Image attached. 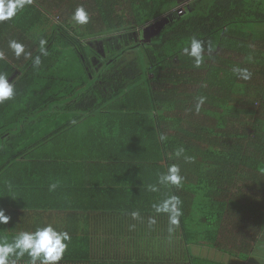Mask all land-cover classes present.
Here are the masks:
<instances>
[{
    "label": "trees",
    "instance_id": "1",
    "mask_svg": "<svg viewBox=\"0 0 264 264\" xmlns=\"http://www.w3.org/2000/svg\"><path fill=\"white\" fill-rule=\"evenodd\" d=\"M80 6L84 25L71 18ZM15 19L22 42L51 33L48 55L35 41L0 103V241L50 224L71 237L58 264H201L205 247L218 250L210 264L255 251L264 264V0H32ZM126 31L148 37L90 61L88 42ZM193 37L205 44L199 68L183 52ZM171 164L180 187L158 184ZM169 195L182 201L172 232L152 208Z\"/></svg>",
    "mask_w": 264,
    "mask_h": 264
},
{
    "label": "clouds",
    "instance_id": "2",
    "mask_svg": "<svg viewBox=\"0 0 264 264\" xmlns=\"http://www.w3.org/2000/svg\"><path fill=\"white\" fill-rule=\"evenodd\" d=\"M32 0H0V21L12 19L18 11L22 10L26 5L31 4ZM72 20L76 24L84 25L88 23L89 16L83 6L77 7L72 13ZM47 41L39 40V51L41 55H48L45 45ZM9 47L13 50L15 56L19 58L21 54L26 57L30 53L25 52L24 45L15 41H9ZM205 44L203 41L193 37L188 47L183 49V52L193 58L194 66L199 68L204 62ZM209 51L211 49L209 48ZM0 59H3L0 55ZM41 64V56L32 57V67L38 69ZM233 72L243 80L251 78V73L246 68L234 67ZM15 95V86L4 73H0V103L10 100ZM205 97L200 96L195 105V111L199 112L201 106L205 102ZM163 139V137H162ZM184 153L183 148H179L176 156H181ZM185 160L191 161L192 157L185 156ZM183 177L180 175V167L177 164H171L166 172H162L158 177V184L165 187L169 185L181 186ZM56 187L55 184L50 185V190ZM149 190L156 192L159 190L157 185H149ZM182 201L177 195H169L159 203H153L152 208L157 214H167L169 223V232L174 230L173 226L179 225V217L182 215ZM133 219H139L138 211L131 213ZM10 217L5 215L4 210L0 209V224H6ZM155 218L149 219V225L155 224ZM71 237L67 231H58L52 225L37 227L35 231H20L11 242L0 241V264H10L9 258L23 257L25 254L30 258V264H58L68 247L67 242Z\"/></svg>",
    "mask_w": 264,
    "mask_h": 264
},
{
    "label": "crops",
    "instance_id": "3",
    "mask_svg": "<svg viewBox=\"0 0 264 264\" xmlns=\"http://www.w3.org/2000/svg\"><path fill=\"white\" fill-rule=\"evenodd\" d=\"M21 13V12H19ZM18 13V14H19ZM12 19H10L11 21ZM16 19L13 21L12 24H8V20L5 21H0V55H2L3 59H0V73H4L8 76V79L11 83H15L16 81L20 80L23 76H24V72L28 69L27 68H23L21 65H18L21 63V60L23 59V54H21V56L19 58H17L13 52V50L9 47V41L11 40H15L21 44L24 45L25 48V52L29 53V51L31 50V48L33 47V44L35 41H37L40 38H43L45 35L48 36V33H51L49 30L44 29V31H38L39 29H30L29 32V39H32L31 41H28V38H26L25 42H22V26L18 25L16 23ZM21 24V23H19ZM25 31H27L26 29H23V37L24 35H26ZM27 37V35H26ZM67 50V49H66ZM67 51L63 52V54H65ZM19 62V63H17ZM60 65V64H59ZM52 73L54 71V73L56 72L55 70V65L54 63H52V67L51 69ZM50 109V108H48ZM70 116L69 113H62V117H68ZM54 122L52 121V124ZM87 123L86 120H82L80 122H78L77 124H79V128L83 127V130H85L86 128L85 125ZM46 126H50L51 122L46 121ZM54 125V124H53ZM52 125V126H53ZM63 135V134H62ZM62 139V137H61ZM46 153H47V149ZM45 153V155H46ZM50 159H53L52 155H49V157H47V159H45V161H40V162H45L44 164H41L38 162V164L35 166L38 167L39 169H46L48 168V166L51 163ZM201 243V242H200ZM199 242L195 243V249H196V245H200ZM199 249H197L198 252ZM218 255V250L215 249L214 247L208 249L205 247L204 253L200 254V255H196L200 258L201 260V264H210L212 262V260H214L216 258V256ZM218 258H221V256H218ZM223 258H225L226 260V264H228L230 261L236 263V259H231L230 256L226 253V256H223ZM245 258V257H244ZM222 259V258H221ZM247 264H260L261 263V259H260V252L259 255L256 254V251L251 254V256H249V258H245ZM185 264H187L188 262H186V260L184 261ZM12 264V263H11ZM20 264V263H18ZM175 264H180V263H175ZM236 264H244L241 261V257L238 256V263Z\"/></svg>",
    "mask_w": 264,
    "mask_h": 264
},
{
    "label": "rangeland",
    "instance_id": "4",
    "mask_svg": "<svg viewBox=\"0 0 264 264\" xmlns=\"http://www.w3.org/2000/svg\"><path fill=\"white\" fill-rule=\"evenodd\" d=\"M199 2V0H197ZM201 2V1H200ZM184 8L180 7V12L179 13H184ZM166 18V17H165ZM162 19H160L161 21ZM164 22V21H163ZM162 23V22H161ZM152 25V29H155V24L154 22L151 23ZM157 27V25H156ZM148 36H145L144 34L140 35L137 31L136 32H128L126 31L123 34L117 35H111V37H106L103 38L102 40L99 41H94L92 43V45L88 42V44L86 45V52H88V57L90 59V61L93 63L92 59L94 60V63L96 62V59H94L92 56L95 55V53L97 51H99L102 54H109V55H114L119 53V51L121 49H125L127 47H129V45H131L134 42V38L136 40H144L146 39ZM97 50V51H96ZM107 54V55H108Z\"/></svg>",
    "mask_w": 264,
    "mask_h": 264
}]
</instances>
